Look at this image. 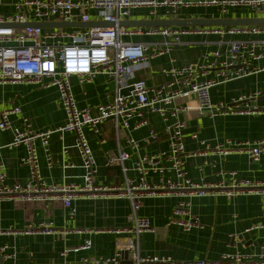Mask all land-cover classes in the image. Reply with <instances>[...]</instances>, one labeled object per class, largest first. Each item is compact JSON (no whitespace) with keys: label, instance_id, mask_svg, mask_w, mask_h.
<instances>
[{"label":"crops","instance_id":"1","mask_svg":"<svg viewBox=\"0 0 264 264\" xmlns=\"http://www.w3.org/2000/svg\"><path fill=\"white\" fill-rule=\"evenodd\" d=\"M185 1L193 4L181 7L174 16H167L165 9L160 8L158 17H155L147 9L141 8L134 9L127 19L264 17V13L258 14L248 5L224 7L220 3H212V0ZM12 2L7 0L0 4V15L14 14ZM91 17L90 21H99L94 12ZM201 27H189L188 32L181 35L180 41L173 45L171 52L152 58L146 68L135 70V78L145 79L149 86L159 85L169 79L164 69L197 61L209 62L213 58V51H224L228 41L243 37L199 33ZM167 38L150 34L120 36L122 41L153 43ZM71 82L80 107H95L106 103L114 96L116 89L115 81L105 75H99L92 81H81L74 75ZM255 91H261V95L251 97L248 101H236L241 95H250ZM211 95L214 101H223L243 109L247 104H257L260 110L213 116L199 110L195 95L177 99L175 105L185 108L179 113V118L186 125V152L195 153L185 157L189 177L196 182L228 185L231 178L224 172L236 170L239 178L253 181L263 179L264 150L260 159L255 161L244 152L219 155L208 151L200 141L207 140L212 146L227 139L264 141V71L214 86ZM14 106L21 107L23 111L13 117L15 126L21 128H24L22 116L28 118L34 131L56 130L65 121L60 92L55 86L43 87L28 82L0 85V111ZM93 112L96 113L95 110ZM148 118V125L129 133L123 131L120 137H117L111 120L103 123L99 135L86 127L97 161L96 184L114 186L123 183L125 175L121 168L106 166V160L111 154H117L120 150L129 153L127 174L134 178V166L140 157L169 151L168 122L156 114H149ZM137 120L133 119L132 123ZM151 129H156L160 137L148 143L143 138ZM193 133L198 135L197 139L192 137ZM130 137L141 141L139 148L130 146L127 140ZM74 138L70 132H53L48 150L41 140H37L41 172L48 184L83 183L84 169L78 151L73 147ZM12 139L11 130H0V164L3 165L7 184H24L30 174L28 166L21 161L25 147H10ZM66 148L68 152L64 154ZM48 156L55 160L52 166L48 163ZM161 162L168 164L166 159ZM66 164L72 166L65 167ZM166 176L175 178L173 173H166ZM153 177L157 180L159 176ZM180 200L190 202V211L200 218L202 227L185 231L177 225L169 224L172 211ZM73 204L77 211L70 217L59 198L46 196L38 201H24L0 194V247L6 246L5 253L11 255L4 260L0 253V264H92L97 258L109 257L118 251H122L123 258L126 245L134 238L133 233L125 231L133 224V208L129 199L111 194L78 193ZM138 213L147 216L153 227L140 235L142 255H167L179 263L202 260L214 262L223 253L234 252L240 247L232 239L235 233H244L245 245L239 248L244 254L255 256L264 246V203L261 194L245 192L232 199L223 193L192 197L183 193L146 196L142 199ZM252 225L260 227L245 233ZM44 226H47L46 230ZM88 240L92 241V246L82 248ZM129 259L130 253L127 260L123 258V261Z\"/></svg>","mask_w":264,"mask_h":264},{"label":"built area","instance_id":"2","mask_svg":"<svg viewBox=\"0 0 264 264\" xmlns=\"http://www.w3.org/2000/svg\"><path fill=\"white\" fill-rule=\"evenodd\" d=\"M7 0H0V4ZM15 12L11 16L0 15V85L6 83H35L43 87L55 86L61 96L65 121L56 130L34 131L26 116H22L24 128L15 126L13 117L22 114V108L14 106L0 111V130H11L13 139L10 147L24 145L25 154L21 157L23 164L29 168V179L24 183L9 185L5 182L6 174L0 164V194L9 198L24 201H38L46 196L59 198L67 208L68 215L76 214L73 199L78 193L92 195L111 194L128 198L132 205L133 224L125 231L134 234L126 245L130 253L128 262L123 261L122 251L109 257H99L92 264H264V246L257 255H248L239 250L245 245L244 233H235L232 239L236 246L234 252L223 253L214 262L199 261L179 263L167 255H142L140 235L152 230L147 216L140 215L142 199L146 196L171 195L183 193L192 196H205L210 193L225 194L229 199L241 193L261 194L264 203V178L258 181L238 177L236 170L224 172L230 175L228 185L210 184L192 180L185 167L187 153L184 142L185 122L179 118L184 107L176 106L175 101L195 95L201 112L224 115L236 111H259L257 104L246 105V108L233 106L223 101H214L211 89L221 83L232 81L264 71V25H230L202 26L199 33H214L221 36L241 35L242 38L231 39L223 51L212 52L209 62H191L183 66H171L164 69L168 80L156 86H149L145 79H136L135 70L144 69L150 59L171 52L173 45L180 41L181 35L189 27H124L121 20L127 19L134 9H147L158 17V9L164 8L167 16H174L181 7H188L192 2L185 0H12ZM212 3L226 5H248L264 13V0H212ZM94 12L99 21H110L114 26H88L73 28H42L39 26L17 27L12 23L25 24L37 21H81L92 20ZM162 35L167 39L153 42L122 41L121 35ZM208 58V55H205ZM81 81H92L99 75H105L115 81L114 96L106 103L95 107H80L72 90V76ZM130 89L127 93L123 90ZM261 95L255 91L250 95H241L236 101H248L249 98ZM95 110L96 113L93 112ZM149 114H156L168 122L170 148L168 152L140 157L134 166L136 176H128L126 161L129 153L119 151L111 154L106 166H119L125 175L122 184L109 186L96 184L97 161L91 147L86 127L96 135L102 131V125L113 121L117 137L122 132L149 124ZM137 118L135 123L132 120ZM170 119H172L170 121ZM70 132L74 134L73 147L77 149L82 161L83 183L63 185L48 184L41 172V161L37 140H41L48 150L49 138L53 132ZM160 137L156 129H151L143 138L145 142L157 141ZM198 138L196 133L192 134ZM132 148L140 147V140L127 138ZM209 151L219 155L235 152L247 153L252 160H259L264 150V141H234L215 143L200 141ZM68 149L64 150L67 154ZM166 159L168 164L161 161ZM52 166L55 160L48 156ZM72 165H65L69 167ZM173 173L175 178L166 176ZM158 175L156 180L153 176ZM169 224L177 225L185 231L203 226L200 218L190 211V202L180 200L174 207ZM252 225L245 233L259 228ZM45 230L47 226H44ZM43 228V229H44ZM42 229V228H41ZM29 232V231H28ZM92 246L88 240L84 249ZM6 246L0 247L3 259H9L5 253Z\"/></svg>","mask_w":264,"mask_h":264},{"label":"water","instance_id":"3","mask_svg":"<svg viewBox=\"0 0 264 264\" xmlns=\"http://www.w3.org/2000/svg\"><path fill=\"white\" fill-rule=\"evenodd\" d=\"M17 27L39 26L42 28H67V27H88V26H114L115 23L110 21H37L28 22L25 24L12 23ZM120 26L124 27H197V26H230V25H264V17H244V18H155V19H140L130 20L125 19L119 22ZM130 89L123 90L127 93ZM129 250L123 251V258L127 260ZM128 262V261H126Z\"/></svg>","mask_w":264,"mask_h":264},{"label":"rangeland","instance_id":"4","mask_svg":"<svg viewBox=\"0 0 264 264\" xmlns=\"http://www.w3.org/2000/svg\"><path fill=\"white\" fill-rule=\"evenodd\" d=\"M256 12H257L258 14H263V12L260 11V10H256Z\"/></svg>","mask_w":264,"mask_h":264}]
</instances>
